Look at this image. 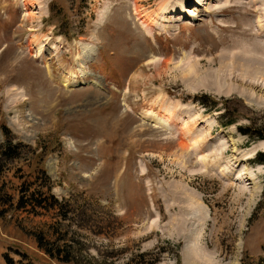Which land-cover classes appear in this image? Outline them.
Wrapping results in <instances>:
<instances>
[{
  "label": "rangeland",
  "instance_id": "rangeland-1",
  "mask_svg": "<svg viewBox=\"0 0 264 264\" xmlns=\"http://www.w3.org/2000/svg\"><path fill=\"white\" fill-rule=\"evenodd\" d=\"M197 2L0 0V264H264V0Z\"/></svg>",
  "mask_w": 264,
  "mask_h": 264
},
{
  "label": "bare ground",
  "instance_id": "bare-ground-1",
  "mask_svg": "<svg viewBox=\"0 0 264 264\" xmlns=\"http://www.w3.org/2000/svg\"><path fill=\"white\" fill-rule=\"evenodd\" d=\"M204 1L206 0H198L197 2V5L201 6V5H204ZM169 10H166L165 13L167 14H172L174 13V10L172 8H168ZM178 12V11H177ZM179 12H182V11H179ZM194 15V14H192ZM102 18V17H101ZM103 19V18H102ZM168 23L170 24V22L165 21L164 22V26H167ZM151 25V24H150ZM153 26V25H152ZM169 26V25H168ZM171 26V25H170ZM257 49V48H256ZM260 53H262V51H260V48L258 49ZM259 53V54H260ZM239 56V55H238ZM241 56L239 57H236V58H240ZM244 60L247 61V64H244V63H241V64H238L239 66H236V69L235 68H232V66L230 65V70H226L227 73L224 74V79H225V82H232L233 85L237 87H248V88H253L254 90H257L258 88L262 91V88L263 87H258V85L256 86V84H251L249 83V81L246 80L245 82V78H244V74H248V79L253 81L257 75L258 79H264V72L261 70V68L259 67L258 65V61L262 60V58H256L255 56L253 55H250V56H247V57H244ZM263 62V60H262ZM225 65V64H224ZM235 65V64H234ZM229 67V66H228ZM233 69L234 73L231 72V70ZM263 69V68H262ZM264 70V69H263ZM187 73V72H186ZM188 74V73H187ZM68 75L71 76V78L73 77H76V74L72 72V74H67L65 80L68 79ZM72 78V79H73ZM75 79V78H74ZM223 79V78H222ZM219 81V80H218ZM250 81V82H251ZM264 81V80H263ZM264 89V88H263ZM243 95V94H242ZM244 97V96H243ZM152 115V111L151 110H147L146 113H145V116H150ZM185 196V195H184ZM188 198V197H187ZM189 199V198H188ZM190 200V199H189ZM182 201V200H181ZM188 211H191V214H196L198 215V212H197V209L193 206H191L190 208H187ZM185 218V217H184ZM197 218V217H196ZM192 219V218H191ZM195 219V217H194ZM183 221V220H182ZM186 222V221H185ZM193 234V233H192ZM194 251V250H193ZM196 252V251H195ZM185 256H187V259L189 260L190 257L193 258V255H192V251L191 249H187V252L185 253L184 255V258ZM195 257V256H194ZM186 259V260H187ZM185 260V261H186ZM193 260L195 261L196 263V259L193 258ZM187 263V261L185 262Z\"/></svg>",
  "mask_w": 264,
  "mask_h": 264
},
{
  "label": "trees",
  "instance_id": "trees-1",
  "mask_svg": "<svg viewBox=\"0 0 264 264\" xmlns=\"http://www.w3.org/2000/svg\"><path fill=\"white\" fill-rule=\"evenodd\" d=\"M236 122V120H229L228 122L224 123L223 125L225 127L232 125ZM253 125L250 126L247 129H242V131L245 134H249L251 137L259 139V140H264V126H258ZM0 155L4 157L5 159L8 160H13L16 159L17 157L20 156V151H19V146L16 145L14 146V138L11 137L10 133L6 132V141L3 143H0ZM259 160L261 163H264V153H258V156L256 158ZM0 174H2V171H0ZM34 192L31 193L29 197L24 196L23 194L20 196V199L16 205V207H19L21 209L26 208L27 204L26 202L31 201L32 198H35ZM13 201L12 197H8V199H5V204H10ZM39 205V204H37ZM41 206V205H40ZM4 212H7V209H2L0 211V217ZM7 261V260H6ZM9 263V261H7ZM177 264H182L181 257L178 259Z\"/></svg>",
  "mask_w": 264,
  "mask_h": 264
},
{
  "label": "crops",
  "instance_id": "crops-1",
  "mask_svg": "<svg viewBox=\"0 0 264 264\" xmlns=\"http://www.w3.org/2000/svg\"><path fill=\"white\" fill-rule=\"evenodd\" d=\"M185 255V254H184Z\"/></svg>",
  "mask_w": 264,
  "mask_h": 264
}]
</instances>
